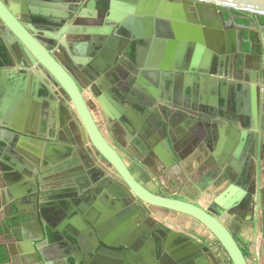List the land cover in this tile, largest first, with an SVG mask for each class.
<instances>
[{
    "label": "water",
    "instance_id": "95a60500",
    "mask_svg": "<svg viewBox=\"0 0 264 264\" xmlns=\"http://www.w3.org/2000/svg\"><path fill=\"white\" fill-rule=\"evenodd\" d=\"M50 1L52 0H27L25 3L24 0H0V55L2 58L6 57L2 66H8L7 70L0 68V143L9 148L17 141L20 148L34 153V146L41 148L42 145H47L44 143L49 142L55 144L49 145L53 147L52 150L50 148V154L61 152L62 145L63 150L74 155L81 149L80 143L83 142L90 144L89 149L94 156L90 160L93 168L87 167L91 175L86 178L83 187L67 188L64 194L73 193L74 196L66 201L67 211L58 205H62L60 200L56 201L55 209L49 205L48 209L45 199L41 196L44 190L35 178L32 180L33 187L28 184L22 192H17L14 188L11 194L6 192V204L17 208L18 217L23 222L35 220L44 236L63 240L62 244L68 252L66 264H89L85 257H76L74 251H82L84 256L86 253L91 254L97 264H112V260L116 262L119 259L131 258V255L136 254L132 242L140 236L132 231L131 221L144 213L149 217L155 216L152 208L180 214L189 219L190 223L188 234L172 232L170 239L160 240L155 252L153 251L154 257L142 256V264H249L243 248L237 241L238 227H233L237 226V220L242 217L240 208L244 191L239 182L242 172L239 171L238 151L243 142L239 144L237 135L232 134L227 140L220 135V140L213 144V151L209 152V145L213 142L204 137H197L195 129L190 125L172 127L170 123L163 122L159 128L154 129L150 124L152 117L159 116L162 112L169 118L171 113L179 112V107L189 110L190 106L194 105V90L199 84L193 83L192 75L189 74L200 67V63L211 60L212 54L216 53V47L212 46L208 52L204 50L207 55L201 60L203 50H200L199 46L193 52L189 49L193 46L192 43L181 39L166 40L158 36L153 38L152 34L154 30L157 35H168L174 32V28L178 34L193 29L184 24H170L161 20H156L154 26L153 17L162 16L165 11L173 12L175 16L182 15L191 5L197 4L214 10L247 12L264 17V0H174L175 3L167 0H110L106 19L113 27L103 26L99 30H93V43L107 32L115 30L117 33V30H124L133 38L134 46L130 56L132 62L137 65L147 60V66L155 68V71H147L148 77L144 81L141 79L143 84H138L133 79L134 82L128 86V93H121L126 100L125 105L119 106L122 113L125 108H138L144 115L139 119L141 123L134 121L128 127L122 126L123 118H120V114L113 117L102 104L103 98L92 94L97 81L91 80V87H83L74 77L71 68L74 70L83 67V58H71V68L58 64L54 59L52 54L55 46L52 43L56 37L48 32L52 30L49 26L58 27L65 18L63 14L51 10L53 5ZM39 3L43 8H38ZM90 7L94 10L95 3L91 2ZM142 42L147 45L146 49L141 47ZM213 42L215 43V40ZM13 43L19 46L23 61L17 62L13 58ZM110 45L108 44L109 48L106 45L100 55L98 52V62L101 56L110 53L113 55L110 59L115 60L116 45H111V48ZM87 47L92 46L84 45V48ZM86 51L88 50H80L81 55ZM140 51L143 53V59L140 58ZM9 65L14 66L16 70L11 71ZM114 65L112 63V66ZM29 68L33 69L36 75L33 76L30 71L28 73ZM19 72L26 79L17 80L15 75ZM9 80L11 83H8ZM165 87L167 91L163 92ZM102 94V97L106 95ZM85 95L89 96V100ZM132 95H136V99ZM29 96L43 99L45 103L50 104L48 122L42 127L45 132L36 134L26 124L31 116L37 118L32 110L33 105L28 102ZM12 97H15V101ZM185 97L188 99L187 105ZM22 99H25V110L18 109ZM93 102V107L98 110V118L108 124L105 133L108 140L97 126V120L92 114L93 109L91 112ZM211 105L215 103L211 101ZM232 108L248 115V109L244 111V105L238 101L233 102ZM212 117L215 118L214 115ZM117 128H120L126 135L124 138L130 141L133 137L136 141L143 139V142L140 141V156L135 159L136 157L129 155L132 163L129 166L134 169L133 164L144 167L146 183L136 180L122 158L123 155L121 157L111 148L109 139L129 154L114 137L119 130ZM183 139L187 141L186 148L185 143L181 142ZM209 154H212L211 157ZM190 157L197 161L196 168H191L196 176L194 180L189 179ZM76 161L79 165V161ZM6 163L15 170L14 166L10 165V160ZM201 164L202 170L196 175L195 170ZM218 167L222 169V175L211 174ZM92 169L94 171L91 173ZM30 172L35 174V171L28 170V173ZM16 173L14 176L20 179L21 172ZM70 175L76 178L84 177L72 171ZM42 177L38 176V179L42 180ZM23 180L16 179L15 184L22 186ZM151 187L161 195L151 191ZM29 192L34 196L31 201L36 202L35 214L32 215L23 214L21 207L23 203L29 204ZM202 193L208 194L210 199L207 208H202L197 200L193 199ZM22 196L25 200L20 199ZM10 197L15 198L14 201H11ZM49 204L53 205L51 202ZM251 222L254 225L255 221ZM53 225L58 227L52 229ZM83 237L91 238L95 245L93 250L86 249ZM22 245L24 249L19 251L22 261L27 260L28 264H48L41 250H38L33 242L24 241ZM178 250L179 258L173 257V252ZM101 257L111 261L101 262ZM33 258L36 262L32 261Z\"/></svg>",
    "mask_w": 264,
    "mask_h": 264
},
{
    "label": "flooded vegetation",
    "instance_id": "af4514ba",
    "mask_svg": "<svg viewBox=\"0 0 264 264\" xmlns=\"http://www.w3.org/2000/svg\"><path fill=\"white\" fill-rule=\"evenodd\" d=\"M167 1L175 3L174 0ZM24 2L27 3V0H24ZM91 2L95 3L94 10L90 7ZM49 3L53 5L52 11L55 10L56 13L63 14L65 18L58 27L49 26V29L52 28V30L48 32L56 37L52 43L55 46V48L53 47L55 51L52 55L56 62L62 66L71 68V58L75 56L83 58L85 61L83 67H77L74 70L71 68L74 77L79 83L83 87H91L93 84H90V81H97V86L93 88L92 94L98 98H103L101 99L102 104L111 112L113 117H116V114H120V118H123L121 121L122 126H131L134 121L141 123L139 119L143 118L142 116L144 115L140 109L132 110L125 108V112H121L119 106L125 105L126 102L121 93H128V86L134 81L138 84H143L141 79L144 81L148 77L147 71H155V68L148 67L147 60L145 63L138 61L137 65L135 62H132L133 59L130 56L132 47L134 46L132 43L133 38L124 30H117V33L115 30L107 32L97 42L93 43V30H99L103 26L113 27L106 19V13L110 8V0H52ZM38 8H43L41 3L38 4ZM156 20L170 24H184L193 29L184 30L178 34L174 28V32L172 31L173 33L168 35H157L154 30L152 34L153 38L158 36L166 40L171 38L174 40L181 39L189 44H193L189 48L193 52L199 46L200 50H203L201 60L204 59L207 55V50L212 46L216 47V53L212 54L211 60L200 63L201 66L189 74L192 75L193 83L199 84L194 90V105L192 104L189 110L179 105L182 107H179V112L171 113L169 118L162 112L159 116H153L150 124L154 129L155 127L159 128L163 122L170 123L172 127L190 125L195 129L197 137H204L209 142H213L209 145V152L213 151V144L220 140V135H222L223 139L226 138V140L230 139L229 137L232 134L238 136L239 144L243 142L241 149L238 151V163L240 164L239 171L242 172L239 182L241 189L244 191V196L240 208L242 217L237 220V226L233 225V227H238L239 232L235 234L238 235L236 237L239 244L242 243L241 240L243 238H241V235L243 237V233L251 236L252 239L260 236L263 240L262 242H264V17L247 12H234L223 9L214 10L195 4L191 5L190 9L186 12L184 11L182 15L175 16L173 12L167 13L165 11L162 13V16L153 17V24ZM114 36H116L115 39ZM213 40H215V43ZM87 44H90L92 47L84 48V45ZM108 44L116 45L115 60L112 61L110 59L113 56L110 53L104 57L101 56L100 62H98L96 60L98 52L100 55V51L106 45L108 47ZM111 45L110 48L112 47ZM209 45L211 46L209 47ZM141 47L146 49L147 45L142 42ZM11 49L13 58L17 62L23 61L19 46L13 43L11 44ZM80 50H83V52L84 50L88 51L84 55H81ZM0 51L2 52L1 46ZM140 53V56L142 55L140 58L143 59L142 51ZM1 56L0 60L6 59V57L2 58ZM112 63L115 65L112 66ZM7 67L0 66L2 70H7ZM9 67L11 71L16 70L14 66L9 65ZM29 71L33 76L34 74L36 75L33 69L29 68L27 72L29 73ZM15 76L19 81L26 79L20 72ZM8 83H11L10 80ZM151 86H153V83H151ZM165 91H167V87L163 89V92ZM102 93L106 95L102 97ZM132 96L136 99V95ZM87 98L89 100V96ZM185 99V105H187L188 99L186 97ZM41 101L40 104L42 103ZM211 101L215 105H211ZM236 101L244 105V111L246 108L248 109L247 116L241 114L240 110H233L232 104ZM177 102L178 100L176 104ZM206 102L210 103V106ZM44 106L42 115L45 117L44 121L46 124L49 119L50 104L44 103ZM93 106L94 102L91 104V112L93 109L92 114H94L93 116L97 120V126L102 134L106 136L108 124L103 123L102 119L98 118V110ZM248 117L249 119L247 120ZM117 129L119 130L116 131L114 137L118 139L129 154H126L115 143H111L112 141L109 139L111 148H114L121 157L123 155L122 158H124L126 165L136 180L146 183L144 167L142 168L139 165L133 164L135 165L134 169L129 166L132 164L129 155L136 157L135 159L140 156V141L143 142V139L136 141L133 137V140L130 141V139L124 138L126 135L120 128ZM108 137L110 136L108 135ZM18 144L19 142L14 141L7 148L0 143V264H28L27 260L22 261L19 256V251L24 249L22 245L24 241L33 242L37 249L41 250L48 264H66L68 252L65 251L66 247L62 244L63 240L59 241L56 237L52 239V237L48 238L44 236L41 233V227L35 220L29 221L26 219L27 221L24 222L20 220L17 208L13 205H7L4 198L6 197L5 193L9 192L11 194L13 188L17 189L15 190L17 192H22V189L26 188L24 186L28 184L33 187L32 180L35 178V181L44 190L41 196L45 199V204L53 206L55 209L56 201L60 200L62 205H58L61 209L67 211L66 201L74 198L73 193L64 194L67 188L71 189L72 186L76 188L78 186L80 188L83 187L86 184V178L91 175L87 168L92 166L90 160L94 157L92 151L89 149L90 144L86 145L81 142V149L74 155L63 150L62 145H60L61 152H51L50 154L51 147L49 145L55 144H50L49 142L44 143L47 145H42L41 148L37 145L34 146V153L20 148ZM8 160L11 161L10 165L14 166L15 170L7 165L6 162ZM76 160L79 161V165ZM202 165L195 170L196 175L202 170L200 169ZM213 166L211 165V167ZM16 167H18V171H16ZM28 170L35 171V174L33 172L28 173ZM19 171L21 172L20 179L14 176ZM70 171L84 177H73L70 175ZM92 171L94 169L91 170V173ZM221 171L222 169L218 167L211 174L215 175L214 173H218L222 175L220 174ZM38 176H43L42 180H39ZM16 179L18 181L23 180L24 184L22 186L15 184ZM88 183L90 187L91 180ZM151 191L161 195L153 187H151ZM27 196L29 197V204H21L22 213L35 214L36 202L31 201L34 197L33 193L29 192ZM10 198L11 201L15 199ZM20 199L25 200V197L22 196ZM193 199L197 200V197H193ZM50 202L53 205H50ZM64 202H66V205ZM49 206L48 209H50ZM152 209L158 211L155 213V216L159 217L158 219L161 218L160 214L162 213L168 214V216L172 214L162 209ZM252 220L255 221V226L252 224ZM189 223L190 220L180 214H177V217H175V224H183L187 230ZM130 226L132 231L140 235L132 242L136 254L131 255V258L116 260V262L101 257L103 258L101 262L111 261V263L113 262L112 264H142V256L154 257V250L157 248L160 240L170 239L169 237L172 236V232H175L174 229L169 228L160 220L157 221L154 216L151 215L149 217L145 213L141 217L131 221ZM57 227L53 225L52 229ZM83 238H85L86 249L93 250L95 245L92 243L91 238ZM240 246L243 248L241 244ZM73 254L81 259L85 257L89 264H97L95 258L89 253H86L84 256L82 251H74ZM179 255V250L173 252V257L179 258ZM32 261L36 262V259L33 258Z\"/></svg>",
    "mask_w": 264,
    "mask_h": 264
},
{
    "label": "crops",
    "instance_id": "0c3cea01",
    "mask_svg": "<svg viewBox=\"0 0 264 264\" xmlns=\"http://www.w3.org/2000/svg\"><path fill=\"white\" fill-rule=\"evenodd\" d=\"M8 85V84H7ZM4 88L7 89V86L4 84ZM27 97H25L26 99ZM12 99L15 101V97ZM25 99H22V103H19V108H22L25 110L26 107H24V102ZM28 102L31 103L32 106V110L35 111L34 115H37V118H34L33 116H31V118L28 120V122L26 124H28L30 126L31 131H33L34 133L38 134L40 132H45L44 130H42V127H44L45 124V117L42 115L44 112V100L43 99H38L37 97L34 98V96H29L28 97ZM43 100V101H41ZM40 101L42 102L40 104ZM15 103V102H13ZM15 105V104H14ZM30 105V106H31ZM13 108V107H12ZM16 109V106L14 107ZM48 122V120H47ZM25 123V122H24ZM181 142H184L185 145L184 147H187V141L185 139L181 140ZM191 156V155H190ZM189 165H190V170L191 168H195L197 166V161L190 157L189 159ZM189 179L190 180H194L196 178V176H194V174L191 173L189 174ZM147 177V176H146ZM146 179V178H145ZM147 180V179H146ZM146 182V181H145ZM188 186L190 187V184H188ZM209 188V187H207ZM204 189V188H203ZM204 193L201 194V196L197 197V202L198 204L202 207V208H207V205L210 203V199L208 198V194L203 195ZM203 195V196H202ZM209 201V202H208ZM158 212L157 210H154V213ZM162 213V212H160ZM159 213V214H160ZM173 214V215H172ZM170 216H168V214L162 213L160 214V219H158L159 217L154 216L156 218L157 221H161L163 224L167 225L169 228L174 229V231L180 232V233H184V234H188V230L184 227L183 224H175V217H177V214L172 213ZM168 216V217H166ZM178 217H180L178 215ZM243 237L241 235V238H243L241 240L242 243H240L244 250H245V254L247 256V259L249 261L250 264H264V242H262L263 240L261 239L260 236L252 239L251 236L246 235L245 233H243Z\"/></svg>",
    "mask_w": 264,
    "mask_h": 264
},
{
    "label": "trees",
    "instance_id": "16d2710c",
    "mask_svg": "<svg viewBox=\"0 0 264 264\" xmlns=\"http://www.w3.org/2000/svg\"><path fill=\"white\" fill-rule=\"evenodd\" d=\"M3 65V61L2 60H0V66H2ZM1 261H3V260H1Z\"/></svg>",
    "mask_w": 264,
    "mask_h": 264
},
{
    "label": "rangeland",
    "instance_id": "374dc122",
    "mask_svg": "<svg viewBox=\"0 0 264 264\" xmlns=\"http://www.w3.org/2000/svg\"><path fill=\"white\" fill-rule=\"evenodd\" d=\"M245 253V252H244Z\"/></svg>",
    "mask_w": 264,
    "mask_h": 264
}]
</instances>
